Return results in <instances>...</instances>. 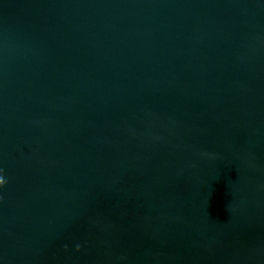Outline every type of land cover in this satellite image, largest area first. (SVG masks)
<instances>
[{"label": "water", "instance_id": "obj_1", "mask_svg": "<svg viewBox=\"0 0 264 264\" xmlns=\"http://www.w3.org/2000/svg\"><path fill=\"white\" fill-rule=\"evenodd\" d=\"M0 170V264H264V0H0Z\"/></svg>", "mask_w": 264, "mask_h": 264}, {"label": "clouds", "instance_id": "obj_2", "mask_svg": "<svg viewBox=\"0 0 264 264\" xmlns=\"http://www.w3.org/2000/svg\"><path fill=\"white\" fill-rule=\"evenodd\" d=\"M8 181L6 180L5 176L2 174V170H0V189L6 187ZM0 200H2V197H0ZM77 250L79 251L81 249L80 245L76 246Z\"/></svg>", "mask_w": 264, "mask_h": 264}]
</instances>
